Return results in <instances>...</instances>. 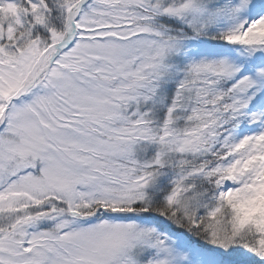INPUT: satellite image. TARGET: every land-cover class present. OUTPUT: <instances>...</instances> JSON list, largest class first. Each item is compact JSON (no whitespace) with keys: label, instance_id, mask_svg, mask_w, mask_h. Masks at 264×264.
Segmentation results:
<instances>
[{"label":"snow or ice","instance_id":"6c2138e0","mask_svg":"<svg viewBox=\"0 0 264 264\" xmlns=\"http://www.w3.org/2000/svg\"><path fill=\"white\" fill-rule=\"evenodd\" d=\"M0 264H264V0H0Z\"/></svg>","mask_w":264,"mask_h":264}]
</instances>
